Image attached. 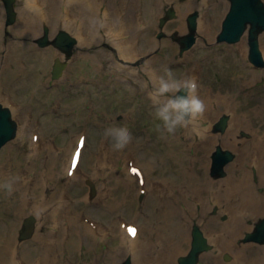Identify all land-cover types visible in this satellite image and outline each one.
Segmentation results:
<instances>
[{
	"label": "bare ground",
	"instance_id": "bare-ground-1",
	"mask_svg": "<svg viewBox=\"0 0 264 264\" xmlns=\"http://www.w3.org/2000/svg\"><path fill=\"white\" fill-rule=\"evenodd\" d=\"M20 1V19L13 27L18 35L24 37L40 34L41 26L45 23L51 24L52 31L60 26H65L79 36L81 51L98 60L99 63L95 64L96 68L102 69L104 76L108 74L109 80L99 83L100 88L118 82V79L123 76L132 75L137 80L136 84L141 86L144 92H150V88L154 86L158 78L156 73L158 59H147L138 68L133 66V63L139 61L144 53L149 52L157 45L151 30L154 28L160 6L169 0H116V3L107 7L106 16L102 14L99 16L101 7L99 1L101 0ZM216 1L218 0H202L200 3L202 6L204 3H208L220 8L215 7L218 10V16H209L207 11L203 13L199 29L208 39H211V27H215V23L219 20V16L223 11V5L215 4ZM196 4V0H189V2L180 5L182 14L178 20V25L182 29L184 28L183 13ZM73 18L76 22L71 21ZM2 19V5L0 4L1 24ZM102 29L108 31V38L110 39L104 37L101 33ZM24 39H28V37ZM27 44L28 41L26 40L17 43V45L22 46ZM235 51L239 58H244L247 51L246 45L241 44L238 48H235ZM209 54H218L217 49H209ZM8 55H10V52ZM223 58L222 56L219 61H222ZM119 61L128 62L130 65L121 64ZM0 70L6 72V64L0 63ZM239 77L240 81L233 86V90H226L222 93L221 90L210 89L206 91L204 97H201L205 104L203 116L184 127L185 133L190 135L192 139L197 137L196 142L183 143L177 132L172 135L159 133L155 140L157 142L153 143L157 146L158 151L154 152L151 151V148H148L151 154L154 152L153 159L156 161L161 162L169 156V158L180 164V168L174 173V177L167 178L163 185L158 186L157 192L160 194L155 192L163 198L151 210L153 219L151 221L155 224V228H147L146 244L144 246L140 244L141 232L143 231L140 228L136 244L130 243L129 236L120 230L122 237L119 239L122 245L108 246L103 252L99 253L103 255L108 264H117L121 252H124V255H131L134 264H158L163 260L167 264H175V258L183 251L182 246L187 239V225L190 218L184 208L182 226L176 222L177 217L180 215V207L177 202L178 196L175 185L179 182L181 183L184 203L189 208H192L193 200L202 199L206 208L216 204L219 205L221 213L228 212L230 214V218L225 222H219L218 216L215 215L207 217L205 223L217 246L223 251L235 253L236 258L232 264H261L263 262L264 245L255 246L250 243L237 245L235 240L243 234L244 230L251 228V225L248 224L250 219L264 214V192L260 193L258 191L259 185L264 184V85L258 87L255 84L256 81L264 78V70L247 67V71L240 74ZM9 80L14 81V79ZM9 80L8 82H10ZM200 81L201 78L198 83ZM197 89H199L197 94L200 97V85ZM240 95L244 99L252 97L248 108H243L242 105L237 103ZM214 101H218V107H224L233 114L229 129L222 136L207 131V129H210V124H212L217 112L213 108ZM18 111L19 108L16 112ZM105 117L104 124L108 126L109 118L108 116ZM242 128L252 133L251 138L239 136ZM158 140H161L162 143ZM217 141H222L225 145L234 147L238 151V158L229 165L227 176L213 179L209 178L205 171L199 173L196 168L203 170L209 166L210 153ZM238 141H241L242 144L237 145ZM149 142L146 135L137 140L133 137L126 147L131 151H136L139 145L141 149L145 150L144 146ZM17 146H19V143L12 145L10 149H17ZM40 147L41 144L35 149L33 148L34 153L30 156V161L24 165L18 162L12 168L11 162L5 161L0 166V175H8L7 179L13 188L5 194L7 200L0 204L6 212V215L0 214V236L9 235V228L17 220L18 215L24 213L27 208L32 207L37 212L42 213L43 219L45 222L48 221V224L46 225L44 220L41 221L35 239L19 250L20 257H24L29 264H71L69 260H65L60 256L59 251L65 248L74 250L77 243L84 238L91 240L88 245L98 255L93 247L92 237H96L98 233L102 232V227L97 223V232L84 223H82L83 227H80L79 216L81 209L85 206L75 208L73 205L74 200L64 198L61 195L60 199L55 201L54 204L58 191L63 185L72 187L74 183L78 182L77 180L80 177L79 168L87 143L83 149L79 165L67 184H62L60 176L51 173L50 166L60 163L59 157L55 155L57 153L51 152L42 162V165L46 168L47 176H44V173L34 167L33 160L39 159L41 155ZM108 151V155L122 156L120 151H114L113 148H109ZM102 154L106 155L103 152ZM91 158H93V155ZM100 159L101 155H97V161H100ZM253 167L257 169L258 183L253 180ZM67 170L68 166L66 172ZM29 171H33V177L26 179L25 174ZM143 171L145 172L144 169ZM49 172L51 175H49ZM91 172L97 177H102L101 168L97 163L92 164ZM113 177H115V170L108 174V178H110L109 181L115 180L125 185L126 193L123 196L130 195L132 188L137 185L130 175H126L123 179H113ZM145 178L146 195H149L151 191L147 175ZM48 185L52 187L51 194L37 200V192L39 190L44 191ZM26 192L31 195L29 199L25 197ZM111 196V190L107 193L101 192L95 204L106 203ZM44 207L48 212L45 213ZM11 215H14V217H11ZM3 247L4 245L1 243V251L4 250ZM28 249L33 251V255L29 258H27ZM16 256L17 253L12 250L7 258H0V264H20V260ZM204 260L205 264H224L220 253L216 252L205 254ZM97 263L98 259L96 257L92 264Z\"/></svg>",
	"mask_w": 264,
	"mask_h": 264
},
{
	"label": "rangeland",
	"instance_id": "rangeland-1",
	"mask_svg": "<svg viewBox=\"0 0 264 264\" xmlns=\"http://www.w3.org/2000/svg\"><path fill=\"white\" fill-rule=\"evenodd\" d=\"M196 1L197 4L193 8L183 13V29L178 25V20L182 14L180 5L189 2V0H169L160 6L154 22V28L151 30L153 39L157 42V45L149 52L144 53L139 61L133 63V66L138 68L147 59H158L156 63L157 76L159 77L164 75L165 69H168L173 73V77L178 81L189 78L192 70L198 69L201 73V99V97H204L206 91L210 89L221 90L222 93L226 90H233L234 84L237 85L239 82L238 75L246 72L247 65L251 63L248 60V32L243 35L241 41L235 44L218 43L216 40L217 34L221 30L224 16L229 9V0H218L215 2V4L223 5V11L221 16H219V20L215 23V27H211V39H208L205 34L200 31L199 25L203 18L204 11L209 12V16H218L219 13L217 9L220 8L215 5L217 8L215 9L214 5L208 3H204L202 6L200 5L202 0ZM100 2L107 6L113 4V0H101ZM3 3L4 2L0 0L3 14V19L1 20L2 24L0 23V63L6 64L7 70L6 72H2L0 70L2 82L0 100L3 103H5L8 99H17L20 101L18 102L16 100L18 102L19 111L14 112L13 114L19 121L20 127L17 137L1 148L0 166L6 161L8 163L11 162V167L14 168V165L18 162L21 164L23 163L24 165L30 161V156L34 153L30 135H32L33 131H36L40 140L39 144H41V147L39 148L41 155L39 159L33 160L34 167L44 173V176H47L45 172L46 168L42 165V162L51 152L57 153L55 155L59 157L60 163H55V165L50 166L51 173L55 176H60L62 184H67L68 180L66 178V169L69 164L71 152L75 147V141L81 131H87V147L84 151L83 160L80 165V177L77 180L78 182L74 183L72 187L63 185L58 191L54 204L55 201L60 199L59 197L62 195L61 191H65L67 193L63 196L67 199L74 200L73 205L75 208L85 206L81 209L79 216L80 227H83L82 218L87 216L98 222L103 228V231L97 234L96 237H92L93 247L96 249V252H103L108 245H122V242L119 239L118 224L120 221L125 220L124 217H127L126 221L129 222H133V220L137 222L139 220L140 227L143 229L141 236L142 244H140L142 246L145 245L147 240L145 230L151 226L154 227L150 223L149 215L145 214V211L147 210L148 212H151V208L153 209L154 206L158 205L162 197L155 193L157 192V188L155 190L152 189V193L149 195H145V199L147 198L148 201L144 199V196L140 197L139 195H136V188L135 191H133L132 188V191L130 192L132 195L123 196V194L126 193L125 185L120 184L115 180L109 181L110 178H108V174L115 170V177H113V179L125 178L126 158L129 155L134 156L137 159L138 163L143 166L145 171L151 174L152 179L158 178L155 182L159 185L163 183L164 177H174V173L180 168L179 164H177L174 159L169 158V156L161 162L153 159V153L158 151L157 146L153 143L157 142L155 140L159 133L172 135L167 132H161L158 128L159 121H157L154 117L155 109L149 95L153 91L154 86L150 88V92H144L142 87L136 84V78L130 75L121 77L118 79V82H115L112 85H106L105 87L100 88L99 83L103 81L107 82L109 80L108 74H105L104 76V71L96 68L95 64L99 63L98 60H96L93 56L84 54L85 52L81 51L80 43L75 49V54L69 60L63 77L58 80H53L51 70L54 59L56 57L64 58V56L54 46L50 45V47L47 48L39 46L37 42L35 43V39L43 34V30L46 26L49 27L50 38L55 37L60 29L68 30L77 36V38L78 35L67 29L65 26H60L55 31H52L51 24L45 23L41 26L42 28L40 34H32L22 37L13 30V27L18 23L20 18L19 7L21 5V1L16 0L15 5L18 13L17 19L13 25L9 26H7L5 22L6 11ZM171 5H174L178 16L167 22L163 29L159 28L160 17ZM104 8L106 9L107 7L104 6ZM195 10H199L200 12L198 18L197 42L194 47L186 51L183 56H180L179 44L173 40L172 35L176 31H178L180 35L188 32L187 16ZM100 15L101 14L99 12V16ZM71 21L76 22L74 18ZM161 30H164L165 35L163 38L159 39L157 35ZM101 33L104 37L108 38V31L106 29H102ZM26 37H28V39H24ZM260 37L261 46L264 51V32ZM24 40L28 41L26 46L17 45V43ZM243 43H245L247 47V57L239 58L233 48H237ZM211 48H216L218 54L210 55L209 49ZM9 52L10 55H8ZM41 52H43V54H41ZM222 56L224 58L222 61H219ZM239 59L241 61H239ZM193 61H199L200 64L197 65L196 68L190 69L189 65ZM119 62H121V64H125L122 61ZM128 64L129 63H126L125 65ZM252 67L258 70L264 69L254 66ZM237 73L239 74L236 75ZM116 76L118 77L119 75ZM9 79H14V81H10ZM8 80L10 82H8ZM255 84L258 87H261V85L264 84V78L256 81ZM171 95L172 93L168 94L169 97H171ZM251 98L246 100L241 95L238 98V104L247 108L248 103H251ZM216 102L214 101V103ZM216 111V118L212 122V127L211 129H207V131L223 135L224 133L214 132V123L223 113H228L231 116V123L232 113L222 107H217ZM105 116H108L109 118L107 124L108 126H105L104 124L106 118ZM119 127H127L136 140L141 136L146 135L150 142L144 146L145 150L141 149L139 145L137 146L136 151H131L129 148L125 147L120 151V154L122 155L121 157H118V155L105 157L101 156L100 161H97V155H99V151L102 148L101 146L104 145L110 148L113 144L112 137L110 135H105L106 130ZM176 132L180 135L183 143H194L197 141V137L192 139L190 135L185 133L184 128H180ZM239 136L249 138L252 134L242 128L239 132ZM158 141L162 143L161 140ZM16 143H19L17 149H10V147L12 145H16ZM217 144L230 147L237 153V150L234 147L224 145L222 142L218 141L215 143L210 153V159ZM241 144L242 142L238 141L237 145ZM148 148H151V151L154 152L151 154ZM92 155L93 158H91ZM95 163L100 166L102 177H97V175L91 172L92 164ZM211 163L212 160L208 170L196 169L199 173H202L201 171H207L205 173L210 178L212 177L210 175ZM226 171L229 174L228 168H226ZM49 175H51L50 172ZM7 177L8 175H0V204L1 202L7 200L5 194L13 189L12 186L11 190L5 187L6 184L11 185ZM32 177L33 171H29L25 174L26 179H31ZM253 180L255 183L259 182L258 175L255 173H253ZM89 181H93L96 188V195L94 197H90V186L88 185ZM175 189L178 195H182V191L181 188H179L178 183L175 185ZM110 190L112 192L110 199L106 203L96 205L95 201L99 197L100 193H107L110 192ZM258 191L260 193L264 192V184L259 185ZM51 192L52 187L48 185L44 191L39 190L37 192L36 198L37 200H40L43 196L51 194ZM39 193L41 194L39 195ZM25 197L26 199H29L31 197L30 193L26 192ZM202 201V199L193 200V208L189 214H191L192 217H194L193 220H197L204 229L207 217L217 215L219 222H224L229 219V213H221L219 205H213L205 210ZM3 209L4 207L0 206V214L6 215V212ZM46 212L48 211L45 210V213ZM29 215H34L35 218H37L35 234L30 240L19 242V229L23 219ZM9 217L7 218V221ZM11 217H14V215H11ZM259 217L248 221L251 228L246 229L241 236L236 238L235 244L244 245L248 243L244 241L246 234L253 230L252 228L254 226V222ZM43 220L42 213L37 212L32 207L27 208L24 213L22 212L19 214L17 220H15L9 228V235L4 237L0 236V244L2 243V245H4V250H0V258H7L9 256V252L12 250L18 253L22 246L29 245L38 234L40 223ZM177 222L180 226H182L181 218H179ZM44 223L47 225L48 221L45 222L44 220ZM191 225H187V239L186 242L183 243V251L177 256L184 253L186 254L191 248ZM111 227L114 237L110 235L107 238L109 235L108 229ZM207 235L209 236L208 233ZM89 241L91 240L83 239L77 243L74 250L65 248L59 251L60 256L65 258V260H69L71 264H92L96 257L98 259L97 264H108L101 255H94L93 250H91L90 245H88ZM212 243H214V248L210 252H218V250L220 252L221 250L217 247L216 243L213 241ZM251 243L256 246H260L259 244H256V242ZM27 252L29 253L27 258L33 255L32 250L28 249ZM226 252L231 254V259L229 261L224 258ZM205 253L201 257L200 264H205L203 257ZM128 256L130 255H124V252H121V256L118 259L117 264H122L123 260H125ZM177 256L175 258V264H177ZM235 258V253L232 251L225 250L222 252L221 260L224 264H232ZM21 259L22 261L25 260L26 264H29L25 258L21 257ZM133 263H135L134 260ZM158 264L167 263L165 261H160Z\"/></svg>",
	"mask_w": 264,
	"mask_h": 264
},
{
	"label": "water",
	"instance_id": "water-1",
	"mask_svg": "<svg viewBox=\"0 0 264 264\" xmlns=\"http://www.w3.org/2000/svg\"><path fill=\"white\" fill-rule=\"evenodd\" d=\"M8 13V22H12L15 19L16 13L13 9L14 0H4ZM174 16L172 10L168 16L162 19V25L167 18ZM196 17L197 13L189 17V28L190 34L178 38L182 45V50L189 48L195 42V31H196ZM250 27V38L252 51L251 54L255 58L259 56L257 46V34L259 31L264 29V6L260 0H231V9L228 13L224 23L223 31L219 35V40H227L229 42H236L240 39L241 35ZM162 36V33L159 35ZM41 45L49 44L48 30L46 29L45 36L39 40ZM53 43L61 48L70 57L73 53V47L76 43V39L70 36L67 32H63L53 41ZM62 66L59 64L55 65L54 72L57 74L61 71ZM184 95L183 92L179 93ZM17 134V123L12 118L10 110L3 106L0 102V149L8 141L12 140ZM227 162L225 157L216 156L214 163V173L217 175L224 174L223 166ZM34 219H26L23 228L20 231V239L28 238L34 232ZM201 232L195 231V241L193 243V249L190 255L186 258L181 259V264H195L198 253L205 248L199 236ZM264 235V220L258 225L257 232L253 235V238H261ZM130 264V262H126Z\"/></svg>",
	"mask_w": 264,
	"mask_h": 264
},
{
	"label": "clouds",
	"instance_id": "clouds-1",
	"mask_svg": "<svg viewBox=\"0 0 264 264\" xmlns=\"http://www.w3.org/2000/svg\"><path fill=\"white\" fill-rule=\"evenodd\" d=\"M197 87L195 77L178 81L168 69L156 79L149 95L161 132L175 134L178 129L187 127L203 116L205 104L197 94ZM181 92L184 95H180ZM169 93H172L171 97L168 96ZM105 135L112 137L114 151L123 150L133 138L127 127L108 129ZM5 187L11 190L10 184Z\"/></svg>",
	"mask_w": 264,
	"mask_h": 264
},
{
	"label": "snow or ice",
	"instance_id": "snow-or-ice-1",
	"mask_svg": "<svg viewBox=\"0 0 264 264\" xmlns=\"http://www.w3.org/2000/svg\"><path fill=\"white\" fill-rule=\"evenodd\" d=\"M78 155V154H77ZM133 171H135V169H133ZM131 234L133 235V236H135V230L133 229V230H131Z\"/></svg>",
	"mask_w": 264,
	"mask_h": 264
}]
</instances>
